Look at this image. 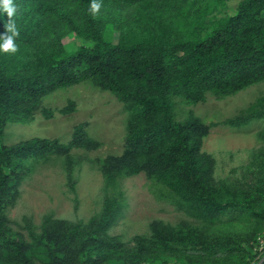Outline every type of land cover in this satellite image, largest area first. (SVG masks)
Listing matches in <instances>:
<instances>
[{
  "label": "trees",
  "instance_id": "obj_1",
  "mask_svg": "<svg viewBox=\"0 0 264 264\" xmlns=\"http://www.w3.org/2000/svg\"><path fill=\"white\" fill-rule=\"evenodd\" d=\"M97 2L94 15L92 0H14L18 51L0 53V264H146L157 258L257 264L264 256V249L255 251L264 241V131L240 178L215 181L214 159L201 151L209 126L192 111L177 120L175 100L196 105L206 94L219 99L264 81V0ZM7 19L0 10V36ZM70 36L78 44L68 50ZM82 83L113 94L126 113L121 154L93 162L103 178L101 210L77 223L47 214L37 226L24 218V237L6 214L24 178L36 164L61 159L73 191L80 162L72 151H94L100 143L88 136L86 123L75 126L67 142L32 138L7 145L4 128L28 123L37 112L49 118L44 99ZM261 119L264 96L225 124ZM139 174L164 188L193 223L153 221L149 234L127 247L109 231L125 207L121 180Z\"/></svg>",
  "mask_w": 264,
  "mask_h": 264
},
{
  "label": "rangeland",
  "instance_id": "obj_2",
  "mask_svg": "<svg viewBox=\"0 0 264 264\" xmlns=\"http://www.w3.org/2000/svg\"><path fill=\"white\" fill-rule=\"evenodd\" d=\"M190 3L192 2L187 6L192 9ZM123 19L131 20L125 15ZM117 37L118 32H115L114 41ZM71 44H78L73 36L65 41L68 50L71 49ZM262 96L264 81L219 99L206 94L204 101L196 105L186 104L182 99L176 98L177 120H182L192 111L209 126L201 151L214 159L215 181L240 178L252 153L261 146L258 134L264 131V119L251 121L241 127H231L225 122ZM71 105V112H60ZM43 106L52 112V116L46 118L37 112L28 123H8L4 128L2 142L11 145L32 138L67 142L74 127L86 123L85 131L100 143V147L90 152L72 151L71 156L80 162L72 173L75 182L73 191L67 184L63 160L53 158L34 166L22 181L15 204L6 212L11 228L24 237H27L23 229L24 218L38 226L47 214H52L55 219L77 223L86 222L98 213L103 203V178L93 162L120 155L125 137L126 113L123 104L110 92L97 90L89 83L56 91L44 99ZM120 186L125 207L109 233L120 237L127 247L134 246L135 236L148 235L149 224L153 221H162L172 226L193 223L185 213L177 209L168 192L148 180L144 174L124 178ZM263 249L264 241H260L255 251ZM165 260L163 262L157 258L153 263L146 264H178L174 258Z\"/></svg>",
  "mask_w": 264,
  "mask_h": 264
},
{
  "label": "clouds",
  "instance_id": "obj_3",
  "mask_svg": "<svg viewBox=\"0 0 264 264\" xmlns=\"http://www.w3.org/2000/svg\"><path fill=\"white\" fill-rule=\"evenodd\" d=\"M100 8L101 4L97 0H92L91 11L94 15L99 12ZM0 10L6 13L8 18L5 23V34L0 36V53L14 54L18 51L16 38L20 36V31L13 19L17 13V6L14 0H0Z\"/></svg>",
  "mask_w": 264,
  "mask_h": 264
},
{
  "label": "water",
  "instance_id": "obj_4",
  "mask_svg": "<svg viewBox=\"0 0 264 264\" xmlns=\"http://www.w3.org/2000/svg\"><path fill=\"white\" fill-rule=\"evenodd\" d=\"M264 260V256L262 257V259L257 263V264H261Z\"/></svg>",
  "mask_w": 264,
  "mask_h": 264
}]
</instances>
